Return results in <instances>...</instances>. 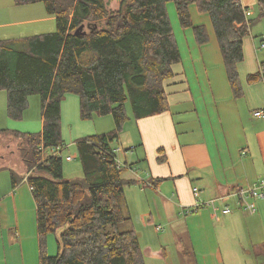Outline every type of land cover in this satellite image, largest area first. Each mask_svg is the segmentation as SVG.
Wrapping results in <instances>:
<instances>
[{"label":"trees","instance_id":"obj_1","mask_svg":"<svg viewBox=\"0 0 264 264\" xmlns=\"http://www.w3.org/2000/svg\"><path fill=\"white\" fill-rule=\"evenodd\" d=\"M43 2L56 17L54 32L0 40V90L7 91L8 116L22 119L29 97L41 103V132L4 128L0 134L21 141L26 171L10 168L12 186L27 179L36 203L39 264H146L139 236L122 226L131 217L126 179L113 147L133 116L143 118L168 108L164 81L181 54L167 3L174 2L181 25L194 28L199 43L208 40L204 26H194L189 6L211 16L235 95L242 94L238 63L243 39L264 17V0L256 19L241 0H14L16 5ZM84 25L79 33L76 30ZM264 77L261 71L249 79ZM80 96L81 115L111 113L115 128L77 142L82 177H64V157L46 155L64 149L62 100ZM56 234L58 252L49 255L48 239Z\"/></svg>","mask_w":264,"mask_h":264},{"label":"crops","instance_id":"obj_2","mask_svg":"<svg viewBox=\"0 0 264 264\" xmlns=\"http://www.w3.org/2000/svg\"><path fill=\"white\" fill-rule=\"evenodd\" d=\"M258 1L241 0L251 19L259 15ZM7 2L0 0V40L56 30V17L47 10L37 18L21 17L23 11L30 15L32 10L40 11L38 3ZM167 6L181 61L172 66L174 77L163 83L167 110L138 119L133 116L134 121L125 124L129 127L123 128L129 138L122 145L133 149L124 158L131 167L123 177L135 181L125 190L128 224L139 236L146 264H181L185 246L189 253L183 264H227L242 254H257L264 246V198L249 197L252 210H248L236 194L264 180V119L253 115L264 108V77L249 79L261 71L264 61V17L243 39L244 59L238 63L242 94L237 96L210 14L200 13L196 4L189 6L193 25L206 29L208 40L199 43L194 28L181 25L175 5ZM35 100L29 109L38 104ZM38 106L37 118L29 115V109L24 116L34 123L17 128L7 121L4 128L34 127L35 132H24H41V103ZM61 111L64 119V104ZM101 121L97 132L90 126L88 134L76 137V144L84 137L106 133L110 126ZM56 150L48 149L46 155ZM6 166L12 165H1L0 171ZM6 178L0 175V264H39L32 189L26 178L15 187L11 173ZM212 200V205L203 206ZM197 207L193 213L185 212ZM227 207L231 211L224 213Z\"/></svg>","mask_w":264,"mask_h":264},{"label":"rangeland","instance_id":"obj_3","mask_svg":"<svg viewBox=\"0 0 264 264\" xmlns=\"http://www.w3.org/2000/svg\"><path fill=\"white\" fill-rule=\"evenodd\" d=\"M2 4L5 0H1ZM11 0H8L7 4ZM13 4L14 3V0ZM39 5L41 10H32V13L34 15H30L29 13L24 12V14L21 17H28L31 16L30 18H37L39 14H43L46 11L45 4L43 2H36ZM175 5L174 2H170ZM12 5V4H11ZM16 5V4H15ZM24 5V4H23ZM14 7V6H12ZM25 6H21L19 9H25L23 8ZM38 7V6H37ZM168 7V6H167ZM176 7V5H175ZM168 10V8H167ZM176 10V9H175ZM177 13V11H176ZM169 18H170V12L168 11ZM171 19V18H170ZM33 25H38L37 23H34ZM260 35L257 37V39H260ZM30 100L28 101V108L24 111V115L22 119H12L11 117L8 116V109H7V91L2 89L0 90V131L4 128L5 123L9 121L12 123L14 126H17V128H20L26 125V123H34V120L32 121H26L24 119V116L29 109L30 102L32 99H37L35 101H38V104L40 105L39 97L38 95H32L29 97ZM74 99V103L72 101ZM76 101V103H75ZM37 102L36 105L34 104L31 106L29 109V115L32 118H37L38 114H40V107L38 106ZM62 104H64V119H62V138L65 139L66 141V146L64 149L61 151V155L64 157V164H63V170H64V177L66 179H72V178H79L82 177V167H81V162L78 158V153H77V144H76V137L81 136V135H86L89 133L88 128L92 126L94 130L97 132L102 126L103 122L101 120H104L110 127L106 132H110L115 128V120L114 117L111 113L109 114H98L95 113L91 118H83L81 115V106H80V96L76 93H67L65 97L62 100ZM127 111H129V117H131L130 120H128V125L129 123H132L134 121L133 113L130 107V104L127 103ZM63 115V114H62ZM35 121H39V119H36ZM8 122V123H9ZM7 123V124H8ZM129 126H125V129H127ZM13 129V130H18V131H32L35 132L37 129H34V127H30L29 129ZM123 129L120 141L119 143L123 148L124 151L120 154V157L124 159L125 157L127 158V155H129V150L126 149L129 146L128 145H122L125 144L126 140L129 138L127 137L126 130ZM110 130V131H109ZM21 141L18 139L16 140L13 136L11 135H5V134H0V166L1 165H12L16 169H19L21 166V169L26 171V168L23 167L22 160L20 157V149L19 147L21 146ZM67 156H71L72 160H66ZM1 177H7L10 176V168L6 166V169L0 171ZM6 178V179H7ZM24 181V180H23ZM23 183V182H22ZM21 183V184H22ZM20 184V185H21ZM25 185H28L27 182L24 183ZM19 185V186H20ZM129 222H125L123 224L122 228L126 229L127 227L131 228ZM127 225V227H126ZM56 234H51L48 239V245H50V250L49 255H56L58 252V246H57V241H56ZM240 248V246H238ZM184 251L186 253L183 254L181 264L183 262H186L188 259H186L187 253H189V249L187 246L184 247ZM173 253V251H172ZM243 255V254H242ZM240 256L239 260H235L234 262H228L227 264H264V246H261L259 250L256 253H252L249 255H244ZM180 258V257H179ZM174 259V258H173Z\"/></svg>","mask_w":264,"mask_h":264},{"label":"built area","instance_id":"obj_4","mask_svg":"<svg viewBox=\"0 0 264 264\" xmlns=\"http://www.w3.org/2000/svg\"><path fill=\"white\" fill-rule=\"evenodd\" d=\"M262 47L264 48V42L262 43ZM253 115L256 118L264 119V108L254 110ZM127 149L129 150V152L133 153L132 148H127ZM61 151H62L61 148H58L55 152V155H60ZM112 151L114 153L116 162H117L119 167H125L126 169L128 167H131V165L128 164V162L126 160H124L120 157V154L124 151V148L119 143H116L114 145ZM66 159L72 160L71 156L66 157ZM195 193H198L197 188H195ZM236 194H237V198H238V203L243 205L244 208H246L248 210H252V206H251L250 202L248 201V198L249 197L264 198V180L260 181L258 184L250 186L248 188H246V187L241 188L237 191ZM213 203H214V200L206 202L205 204H203V206L212 205ZM197 209H198V207L193 209V210H187L185 212L186 213H193ZM230 211H231V209L227 207L224 209L223 212L229 213Z\"/></svg>","mask_w":264,"mask_h":264},{"label":"water","instance_id":"obj_5","mask_svg":"<svg viewBox=\"0 0 264 264\" xmlns=\"http://www.w3.org/2000/svg\"><path fill=\"white\" fill-rule=\"evenodd\" d=\"M84 29V25L80 26L77 30H76V33H79L81 30ZM1 156V155H0Z\"/></svg>","mask_w":264,"mask_h":264}]
</instances>
